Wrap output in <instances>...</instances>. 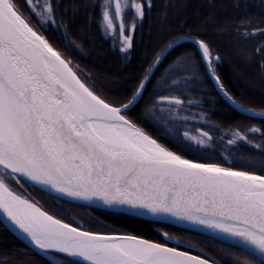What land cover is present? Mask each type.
Listing matches in <instances>:
<instances>
[{"label": "snow or ice", "instance_id": "snow-or-ice-1", "mask_svg": "<svg viewBox=\"0 0 264 264\" xmlns=\"http://www.w3.org/2000/svg\"><path fill=\"white\" fill-rule=\"evenodd\" d=\"M23 2L38 23L16 0H0V213L5 227L27 241L24 254L43 255L52 264H264V124L220 129L212 120L216 97L261 121L264 105L259 111L246 107L225 87L219 52L205 32L208 21L194 28L174 26L175 4L161 0L158 22L167 32L166 41L146 49L139 68L102 93L90 83L91 74L74 65L42 30L44 23L69 28L60 0ZM234 7H240L239 0ZM73 8L97 9L94 23L101 38L117 57L130 62L156 4L88 0ZM261 9L255 23L248 15L212 23L215 30L234 33L237 41L264 38V3ZM172 27L175 31H167ZM185 27L192 30L185 32ZM236 46L245 58L256 60L264 82V39L251 50ZM207 82L215 83V97L201 87ZM194 92L201 93L199 99L192 98ZM192 108L199 111H187ZM157 122L198 123L209 130L180 135L179 127L169 126L164 136L175 144L173 150L146 130ZM213 129L222 133L219 141ZM257 135L259 142L250 138ZM225 136L230 138L223 154L217 153L219 159L186 158L194 146L201 153L215 151ZM238 142L259 151V173L251 163L229 159L230 147ZM23 184L56 193L59 199L172 218L204 234L209 250L191 237L170 243L167 232L164 242H154L73 226L21 195L17 188ZM0 264L11 262L0 258Z\"/></svg>", "mask_w": 264, "mask_h": 264}, {"label": "trees", "instance_id": "trees-1", "mask_svg": "<svg viewBox=\"0 0 264 264\" xmlns=\"http://www.w3.org/2000/svg\"><path fill=\"white\" fill-rule=\"evenodd\" d=\"M16 2L24 10L25 15H32L33 23L39 22L38 18L29 12L28 7L23 0H16ZM37 3H42V0H37ZM62 8H66L65 18L69 21V28L63 29L61 27L50 26L44 23L43 31L45 35L56 44L58 48L64 51V54L72 61L74 65L79 67L87 73L91 74V82L95 83V87L100 92L106 90L112 85L113 81L118 80L122 76H127L139 68L140 59L146 54L145 50H151L154 47L162 46L166 41L167 32L162 31V25L158 22L160 20V4L161 0H154L156 8L153 10L152 19L145 20L143 42L138 43L136 52L132 56L130 62H126L121 57L113 52L110 43L101 38L100 32L94 23L98 15L97 9L89 8L85 12L82 8L74 10L73 4L88 3V0H60ZM177 16L171 17V23L175 26L179 23H186L187 25L201 26L207 20L208 26L205 29L207 38L213 43L215 49L219 52L221 63L218 67L219 74L224 82V85L237 99L238 103L244 104L246 107L260 110L261 105H264V82L261 81V73L257 68V62L253 59H247L241 54L237 44H245L249 50L256 47L257 43L264 38L259 36L247 41L235 40L234 33L228 31L215 30L213 21L216 25H222L225 22H230L236 16L248 15L252 18L253 23L260 18L261 4L264 0H239V8L234 7L237 0H173ZM247 5V7H245ZM92 18L91 20L89 18ZM151 26V32L149 31ZM192 29L185 27V32ZM167 31H175V27L168 28ZM67 32V35H65ZM137 39H140L139 33ZM78 47H74L73 45ZM127 64V66H125ZM208 92H211L213 97L216 96V86L214 82H207L201 86ZM169 94V93H165ZM178 95L179 93H172ZM185 95H189L185 93ZM193 99H199L201 93L194 92L190 94ZM217 98L215 105V113L212 116L213 122L219 124L220 129H228L229 126L235 128L238 124L241 130L247 128L261 127L264 121L255 118L245 117L234 109L228 106L222 98ZM206 106V105H205ZM189 112H197L199 109L192 108L187 110ZM186 114V113H182ZM179 127L180 135L184 130L189 131L193 135H199L200 130H209L207 126L201 129L198 123H192L184 126L180 123L172 125L154 123L146 125V130L153 136H159L162 143L167 144L175 150V144L171 139H166L164 132L167 128ZM264 131V128H262ZM212 134L216 140H220L222 133L215 129ZM229 136H225L222 142L217 143L215 151L211 153H201L197 151L196 147L189 153H186V158H198L212 155L219 159L217 153L223 154V149L227 144ZM255 142H259L260 137L250 136ZM229 159L236 162H243V166L251 163L254 170L258 173L261 171L258 161L261 159L259 151L253 146L244 142H238L237 145L231 146L228 151ZM26 186L40 196H48V201L38 200L40 206L47 210L50 214H54L57 218H62L65 222H70L73 226L83 225L85 229L95 230L104 227L106 232H118L123 235H135L143 239L155 238V233L149 227V223H154L160 229L166 227L168 232L177 238L191 237L194 241H200L201 247L208 251V245L204 243L207 237L195 232L184 230L169 224L148 221L132 216H127L119 213H113L103 210H81L82 205L73 204L67 201L60 200L50 196L37 188L28 184ZM68 209V210H64ZM92 214L101 215L98 218L102 219L104 226L96 221ZM103 223V224H104ZM210 243V242H209ZM17 245L21 242L9 233L0 225V257L10 260L11 264H49L44 259L34 254L21 255L15 251ZM214 254V253H211Z\"/></svg>", "mask_w": 264, "mask_h": 264}, {"label": "flooded vegetation", "instance_id": "flooded-vegetation-1", "mask_svg": "<svg viewBox=\"0 0 264 264\" xmlns=\"http://www.w3.org/2000/svg\"><path fill=\"white\" fill-rule=\"evenodd\" d=\"M17 191H19L20 192V194L21 195H23V196H25V197H28V198H31V199H33L34 201H36L37 203L39 202L38 200H41V201H48V196H40V195H38V194H36V193H33V191L31 190V189H29L27 186H26V184H23L22 186H19L18 188H17ZM39 205H40V203H38ZM64 210H68V209H64ZM81 210H99V209H95V208H90V207H82V209ZM92 216H93V218L96 220V221H98L100 224H102L103 226L106 224V223H104V221H102V219H100V218H98V216H101V215H94V214H92ZM102 217V216H101ZM104 223V224H103ZM148 224H149V227H150V229L152 230V232H154L155 233V238H151V239H148V240H152V241H154V242H164L165 240H164V238H163V236H162V234H161V232H167L168 234H169V236H171V237H174V238H176V239H179V238H177V237H175V236H173L172 234H170V232H168V230L166 229V227H164V225H163V228L162 229H160L159 228V226H161V225H156V224H154V223H149L148 222ZM0 225L3 227V228H5V226L0 222ZM83 226V225H82ZM105 227V226H104ZM104 227H101L100 228V230L98 229H95V230H93V231H98V232H102V233H111V232H106V231H104L103 230V228ZM6 229V228H5ZM7 230V229H6ZM8 231V230H7ZM9 233H11L10 231H8ZM113 233H117V234H121V233H118V232H113ZM12 234V233H11ZM13 235V234H12ZM123 235V234H122ZM14 236V235H13ZM15 237V236H14ZM18 239V238H17ZM19 240V239H18ZM20 241V240H19ZM21 242V245H17L16 246V248H15V251L16 252H18L19 254H21V255H29V254H31V253H29V254H24V253H26V252H28V249H26V247H25V244L22 242V241H20ZM40 258H42V259H44L45 261H47L49 264H52V262L51 261H49L48 259H46L45 257H43L42 255H40L39 256ZM0 258H2V257H0Z\"/></svg>", "mask_w": 264, "mask_h": 264}, {"label": "water", "instance_id": "water-1", "mask_svg": "<svg viewBox=\"0 0 264 264\" xmlns=\"http://www.w3.org/2000/svg\"><path fill=\"white\" fill-rule=\"evenodd\" d=\"M215 84V83H214ZM233 109V108H232ZM236 112H238L239 114L247 117L245 114H242L240 113L239 111L235 110ZM249 118V117H248ZM255 119H259V118H255ZM37 188L38 190L50 195V196H53L55 198H58V194L56 193H49L47 191H43L41 190L39 187H35ZM59 199V198H58ZM60 200H63V201H67V202H70V203H73V204H78V205H82V206H85V207H90V208H95V209H99V210H103V211H108V212H113V213H119V214H123V215H127V216H132V217H135V218H140V219H144V220H148V221H153V222H160V223H165V224H169V225H172V226H175V227H178V228H181V229H184V230H188V231H191V232H195L192 230L191 226L190 225H181V224H177V223H174V222H171L169 219H172V218H168V219H157V218H154L152 216H142V215H134V214H130V213H125V212H119V211H115V210H111V209H108L106 207H103V206H100L99 204L97 203H91V202H87V201H70L69 198H64V199H60ZM0 222L5 226V223L6 220L5 218L3 217V214L0 213ZM6 228V227H5ZM8 231H10L16 238H17V233H15L14 230H11V226L9 225V227L6 228ZM197 233V232H195ZM162 236H163V232H161ZM200 235H203L205 236L204 234L202 233H198ZM122 235V234H121ZM171 237V236H170ZM206 237V236H205ZM164 240H165V237L163 236ZM171 241L170 243H174V241L176 240V238L174 237H171ZM20 241H22L25 245L27 244V241L26 240H23V239H19ZM43 256V255H42ZM44 257V256H43ZM46 258V257H45ZM47 259V258H46ZM50 261V260H49Z\"/></svg>", "mask_w": 264, "mask_h": 264}, {"label": "bare ground", "instance_id": "bare-ground-1", "mask_svg": "<svg viewBox=\"0 0 264 264\" xmlns=\"http://www.w3.org/2000/svg\"><path fill=\"white\" fill-rule=\"evenodd\" d=\"M171 222L177 223V224H181V225H188L186 223H178L177 221H175L174 219H169Z\"/></svg>", "mask_w": 264, "mask_h": 264}, {"label": "rangeland", "instance_id": "rangeland-1", "mask_svg": "<svg viewBox=\"0 0 264 264\" xmlns=\"http://www.w3.org/2000/svg\"><path fill=\"white\" fill-rule=\"evenodd\" d=\"M38 18V17H37ZM38 20H39V18H38Z\"/></svg>", "mask_w": 264, "mask_h": 264}]
</instances>
